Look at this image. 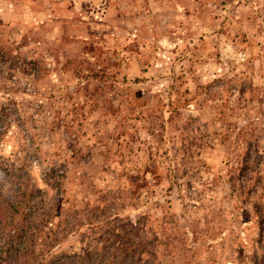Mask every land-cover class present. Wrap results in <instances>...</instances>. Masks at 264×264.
<instances>
[{
	"label": "rangeland",
	"instance_id": "374dc122",
	"mask_svg": "<svg viewBox=\"0 0 264 264\" xmlns=\"http://www.w3.org/2000/svg\"><path fill=\"white\" fill-rule=\"evenodd\" d=\"M0 51L18 264H264V0H0Z\"/></svg>",
	"mask_w": 264,
	"mask_h": 264
},
{
	"label": "trees",
	"instance_id": "16d2710c",
	"mask_svg": "<svg viewBox=\"0 0 264 264\" xmlns=\"http://www.w3.org/2000/svg\"><path fill=\"white\" fill-rule=\"evenodd\" d=\"M6 55L7 54L2 53L0 51V65L2 64V62L4 63L7 60L8 57ZM33 66L34 67H32V69L28 71L25 69H22L21 73L27 72V73L35 74V77H38L39 70L37 69L36 64H34ZM16 68L17 67L15 64L9 67V69H11L12 71H14ZM38 108L39 110H37V112L41 113L43 111L41 110L42 106ZM61 122H63V118L54 117L53 125L59 126ZM80 127H82V124L80 125ZM2 136L3 135L1 134V137ZM1 137H0V140H1ZM247 157H248V153L245 155V159L241 163L240 170L244 169L245 167H248L249 164L246 161ZM6 169L8 170V166L5 167V170ZM7 170L6 172L9 175L11 171L9 170L7 171ZM19 194L21 195L23 194L22 185H19ZM17 199L18 197L16 198V200ZM263 223H264V217L262 218V222H260V224H263ZM28 228H30V226H25L23 223L21 224L13 223L11 225H8L6 229L0 226V236L3 237L2 243H0V264H10V263L18 264V260L21 257L26 256L29 253L30 233H28V230H27ZM73 257L75 259H78L76 264H88L87 262H85V259H83V256L80 254H73ZM66 258L68 259V256H63L61 259L63 261Z\"/></svg>",
	"mask_w": 264,
	"mask_h": 264
}]
</instances>
